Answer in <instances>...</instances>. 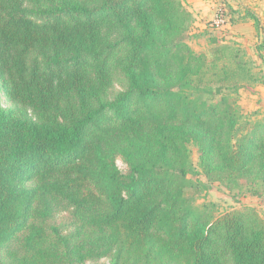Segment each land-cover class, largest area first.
<instances>
[{
  "label": "trees",
  "instance_id": "16d2710c",
  "mask_svg": "<svg viewBox=\"0 0 264 264\" xmlns=\"http://www.w3.org/2000/svg\"><path fill=\"white\" fill-rule=\"evenodd\" d=\"M222 4L261 37L254 8ZM193 19L182 0H0V264H264L255 208L190 199L195 145L207 177L264 201V117L232 96L264 75L226 36L196 52Z\"/></svg>",
  "mask_w": 264,
  "mask_h": 264
},
{
  "label": "rangeland",
  "instance_id": "374dc122",
  "mask_svg": "<svg viewBox=\"0 0 264 264\" xmlns=\"http://www.w3.org/2000/svg\"><path fill=\"white\" fill-rule=\"evenodd\" d=\"M224 0H182L184 6L191 12L193 22L190 25V30L187 33L186 41L196 52H208L210 54V44L208 42L211 36H220L228 39V43L232 45H239L247 51L248 56L254 61V67L264 75V60L259 58L258 45L264 41V32L261 37L255 39H247L242 35L233 33L229 25H216L217 12L208 13V17L203 18L198 13V9L202 3H206L213 10V6L217 8ZM237 4V1L232 0ZM252 8L255 5L252 4ZM259 6V5H258ZM202 10V9H201ZM264 10V9H263ZM212 16V17H211ZM264 28V18H261ZM215 26V27H214ZM239 33V32H238ZM238 42V44H234ZM262 53L264 52L261 50ZM260 51V52H261ZM114 85L117 88L123 89L124 80L120 76L116 77ZM237 99L241 114L252 117L254 111L260 112V117H264V84H259L254 87L242 88L238 93L232 95ZM0 101L3 105L8 106L2 91H0ZM258 117V118H260ZM192 159L197 166V173L190 174L188 177L198 185V192L190 196L191 202L199 209L207 213L208 216H218L229 210H240L245 206L255 208L262 217H264V201L258 197L245 196L247 182L241 181V185L234 186L226 182L217 180V178H209L202 171L199 165V152L195 145H192ZM116 163L123 173L129 172V166L122 156L116 157ZM190 193H192L190 191ZM58 222L69 225L72 222V217L69 209H64L58 213L56 218ZM71 226H69V229ZM107 259H102L101 262H106ZM89 263H92L89 261Z\"/></svg>",
  "mask_w": 264,
  "mask_h": 264
},
{
  "label": "crops",
  "instance_id": "0c3cea01",
  "mask_svg": "<svg viewBox=\"0 0 264 264\" xmlns=\"http://www.w3.org/2000/svg\"><path fill=\"white\" fill-rule=\"evenodd\" d=\"M232 5L237 6L239 3L243 5H247L249 7H253L255 5L254 9L256 10L257 14L261 18H264V0H235L237 1L236 3H233L232 0H228ZM259 5V6H258ZM213 10L210 8V6L206 3H202L201 7L198 9V13L201 15V17L206 18L208 17V13L211 10V13L217 12V6H213ZM202 9V10H201ZM212 17V16H211ZM230 30H233V33H237L238 35H242L247 39H255L256 32H255V27L252 22H247V23H240L235 26H229ZM239 32V33H238ZM250 39V40H251Z\"/></svg>",
  "mask_w": 264,
  "mask_h": 264
},
{
  "label": "built area",
  "instance_id": "2783aa9c",
  "mask_svg": "<svg viewBox=\"0 0 264 264\" xmlns=\"http://www.w3.org/2000/svg\"><path fill=\"white\" fill-rule=\"evenodd\" d=\"M215 22L217 23L216 25L223 26L226 24V19L218 15V18H216Z\"/></svg>",
  "mask_w": 264,
  "mask_h": 264
}]
</instances>
